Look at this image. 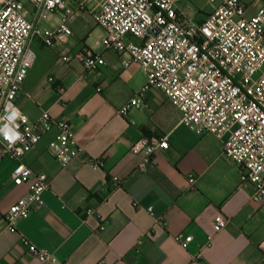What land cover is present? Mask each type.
<instances>
[{
    "label": "crops",
    "instance_id": "1",
    "mask_svg": "<svg viewBox=\"0 0 264 264\" xmlns=\"http://www.w3.org/2000/svg\"><path fill=\"white\" fill-rule=\"evenodd\" d=\"M246 2L249 14L255 13L254 0ZM26 8L33 20L34 8ZM60 19L57 12L44 26L56 28ZM69 25L72 35L54 47L33 41L36 58L16 105L31 121L43 111L70 121L83 151L61 168L48 149L54 129L24 155L28 166L51 177V188L44 204L13 229L4 217L27 187L13 183L16 160L0 163V264H52L29 254L22 237L63 264H264V200H254L253 187L241 183L236 164L221 154V141L181 124L180 112L158 89L146 93L142 108L120 115L145 85L144 71L128 55L102 45L105 33L89 11L77 13ZM87 49L103 56L105 65L88 70L81 58ZM68 54L72 60L65 62ZM49 77L66 87L62 101ZM164 136L170 148L140 167L144 156L131 151L133 143ZM98 159L104 163L96 167L91 161ZM191 172L198 175L194 189L187 179ZM104 184L112 190L106 199ZM218 213L230 222L214 233ZM180 235H192L187 248Z\"/></svg>",
    "mask_w": 264,
    "mask_h": 264
},
{
    "label": "built area",
    "instance_id": "2",
    "mask_svg": "<svg viewBox=\"0 0 264 264\" xmlns=\"http://www.w3.org/2000/svg\"><path fill=\"white\" fill-rule=\"evenodd\" d=\"M182 1L0 0V163L6 158L16 160L13 183L27 187L4 217L7 228L13 229L17 220L28 218L42 206L44 194L51 188V177L28 166L24 155L54 129L48 149L61 168L83 151L70 121L55 119L48 111L31 121L16 105L36 58L33 41L39 39L54 47L72 35L69 23L82 11H89L103 29L106 49L128 55L145 73V85L119 114L126 116L131 109L142 108L146 93L158 89L180 112L181 124L221 141V154L236 164L241 183L253 187L254 200H264V2L254 0L256 11L249 14L246 0H209L212 10L197 19L186 15L180 7ZM27 4L34 8L33 20L27 17ZM57 12L61 15L59 26H44ZM81 58L88 70L105 65L104 57L90 49L81 53ZM62 60L70 62L72 56L64 55ZM48 82L62 101L66 87L55 77H49ZM169 148L167 136L142 137L131 151L144 156L143 167L155 153ZM91 163L99 167L104 161ZM187 179L194 189L198 175L188 173ZM113 183L120 185L117 178ZM100 191L106 199L112 190L104 184ZM93 212L87 209L88 214ZM229 222L218 213L214 233ZM192 239V235L178 237L183 248ZM20 244L42 263L63 264L52 251L38 248L25 237Z\"/></svg>",
    "mask_w": 264,
    "mask_h": 264
},
{
    "label": "rangeland",
    "instance_id": "3",
    "mask_svg": "<svg viewBox=\"0 0 264 264\" xmlns=\"http://www.w3.org/2000/svg\"><path fill=\"white\" fill-rule=\"evenodd\" d=\"M208 1L209 0H183L180 7L189 18L196 17L197 19H202L205 14H208L212 10L211 6L207 4Z\"/></svg>",
    "mask_w": 264,
    "mask_h": 264
}]
</instances>
